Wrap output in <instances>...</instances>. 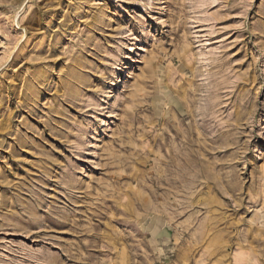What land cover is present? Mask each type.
<instances>
[{
    "label": "rangeland",
    "instance_id": "obj_1",
    "mask_svg": "<svg viewBox=\"0 0 264 264\" xmlns=\"http://www.w3.org/2000/svg\"><path fill=\"white\" fill-rule=\"evenodd\" d=\"M0 264H264V0H0Z\"/></svg>",
    "mask_w": 264,
    "mask_h": 264
}]
</instances>
